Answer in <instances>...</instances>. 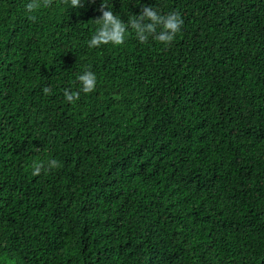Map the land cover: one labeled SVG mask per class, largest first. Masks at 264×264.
<instances>
[{"label": "trees", "instance_id": "1", "mask_svg": "<svg viewBox=\"0 0 264 264\" xmlns=\"http://www.w3.org/2000/svg\"><path fill=\"white\" fill-rule=\"evenodd\" d=\"M28 2L0 0V264H264V0ZM106 9L124 41L89 47Z\"/></svg>", "mask_w": 264, "mask_h": 264}, {"label": "clouds", "instance_id": "2", "mask_svg": "<svg viewBox=\"0 0 264 264\" xmlns=\"http://www.w3.org/2000/svg\"><path fill=\"white\" fill-rule=\"evenodd\" d=\"M44 2L46 6L49 0H44ZM82 3L83 0H71V5L73 7H81ZM36 7H38L36 0H29V2L25 4V9L28 12H32ZM101 17L102 27L92 36L89 41V47H95L109 42L114 45L123 43L125 38V25L117 19L110 10H104ZM182 23L183 21L179 14L169 13L167 15H161L157 10L148 6L142 9L136 19L129 22L130 27L135 30L136 38L139 41L144 42L149 36H152L153 39L164 45L173 41ZM157 28H159L158 32ZM77 79L81 82V91L84 93L93 91L96 84V76L94 73L85 71L78 75ZM44 92H49V89L45 88ZM64 96L67 101L72 102L79 96V93L65 90ZM49 163L54 166L56 161L52 160ZM40 170V166L38 165L34 170V174L39 173Z\"/></svg>", "mask_w": 264, "mask_h": 264}]
</instances>
